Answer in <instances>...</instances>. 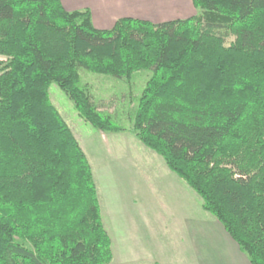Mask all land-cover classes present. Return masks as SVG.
I'll return each mask as SVG.
<instances>
[{
    "label": "trees",
    "instance_id": "1",
    "mask_svg": "<svg viewBox=\"0 0 264 264\" xmlns=\"http://www.w3.org/2000/svg\"><path fill=\"white\" fill-rule=\"evenodd\" d=\"M191 3L198 14L99 29L60 0H0V264L112 260L90 164L48 96L54 82L84 121L122 131L80 69L150 70L132 133L264 264V0Z\"/></svg>",
    "mask_w": 264,
    "mask_h": 264
},
{
    "label": "crops",
    "instance_id": "2",
    "mask_svg": "<svg viewBox=\"0 0 264 264\" xmlns=\"http://www.w3.org/2000/svg\"><path fill=\"white\" fill-rule=\"evenodd\" d=\"M60 1L69 11L88 9L99 29L111 28L120 17L148 20V15L176 14L178 8V0ZM158 21L163 20L151 22ZM121 157L89 163L111 242V264H250L223 226L201 207L200 197L174 172L152 156L149 167L145 165L148 170L141 167L136 172L134 162ZM145 197L154 203L152 213ZM119 254L126 258L121 263L116 261Z\"/></svg>",
    "mask_w": 264,
    "mask_h": 264
},
{
    "label": "rangeland",
    "instance_id": "3",
    "mask_svg": "<svg viewBox=\"0 0 264 264\" xmlns=\"http://www.w3.org/2000/svg\"><path fill=\"white\" fill-rule=\"evenodd\" d=\"M177 6L176 14H168L166 16L148 15L146 17L150 21L168 20L184 18L200 12V9L194 7L190 0H178ZM231 40L232 37H228L225 44H228ZM79 74L80 84L86 87L98 109L111 114L112 122L123 128L122 131H118L117 133L110 131V133L103 132L94 128L77 114L71 100L54 82L49 84V100L67 123L89 163L94 165L95 162L98 163L100 160H112L114 157L122 156L121 158H129L132 160L136 165L135 171L137 170L136 172H138L141 167L143 170L146 166L149 167L147 162L152 156L161 162L160 166H166L162 157L144 146L131 131L132 116L136 109L137 99L150 75V70H137L132 73L131 79L128 81L125 79H117L110 75L94 73L85 69H80ZM136 177H139V173H137ZM150 198L154 199L152 197ZM145 201L148 203L149 199L145 197ZM153 205L154 203L150 204V213L153 212ZM125 259V256L121 254L116 257L117 263H121Z\"/></svg>",
    "mask_w": 264,
    "mask_h": 264
}]
</instances>
